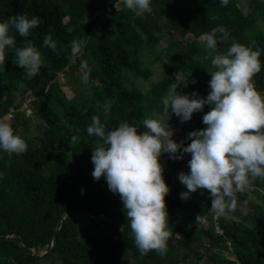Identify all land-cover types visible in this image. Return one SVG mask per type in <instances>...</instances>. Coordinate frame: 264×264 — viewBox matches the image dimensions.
<instances>
[{
	"label": "trees",
	"instance_id": "16d2710c",
	"mask_svg": "<svg viewBox=\"0 0 264 264\" xmlns=\"http://www.w3.org/2000/svg\"><path fill=\"white\" fill-rule=\"evenodd\" d=\"M84 1L72 6L70 0H0V22L18 14L40 18V24L30 30L27 38L20 37L14 30L10 35L15 37L17 47L23 46L25 39L30 40L44 61L40 74L34 78H29L16 66L14 49H6L5 62L0 65V97L5 96L0 101V118L9 112L12 106L9 94L16 90L17 84L21 95L29 99L27 108L31 111L28 116L23 112L13 115L12 110L20 106L18 101L10 112L9 123L14 133L27 143V151L13 156L0 150V173H3L0 178V264H96L101 250L98 264H119L125 253L135 257L137 264H199L201 254L192 250L191 244L202 245V235H211L216 240L208 246L215 250L207 258L212 264H264V201L250 206L258 208L255 213L238 205L233 218L225 219L216 215L214 218V214L209 213L210 208L202 206L196 194L181 200L180 193L187 189L178 175L189 171L187 162L191 156L163 166V179L170 189L165 197L168 230L181 235L177 246L168 243L164 255L149 251L141 256L119 195L109 191L104 177L99 181L92 177L91 153L98 138L89 136L86 131L94 115L99 117L106 131L113 130L120 122L141 127L142 131L143 118L149 113H162L165 94L162 85L156 83L146 92L135 85L136 80H146L150 74L139 53L143 36L150 38L154 29L159 30L155 27L156 17L163 18L170 30L183 28L181 34L194 40L223 25L230 39L220 42L217 33L218 51H226L233 42L259 49L262 67L254 77V84L258 92L264 93V0H247L249 12L246 14L242 13L238 0H229L226 7L220 6V0H151L152 13L143 14L141 19L130 11L112 10L109 16L121 14L120 19L103 22L102 34L98 36H91L92 25L84 20L88 9ZM105 1L102 10L111 7L116 0ZM53 4L64 12L70 29L51 12ZM49 34L57 45L55 50L42 46L44 37ZM73 39L85 41L82 54L75 62L69 59L68 45ZM193 48L188 44L185 50L179 48L172 52L168 71L180 72L187 67L190 73L184 74L177 91L190 98L193 92L206 97L210 91V72L198 60ZM81 61H87L91 70L89 84L83 85L82 97L90 105H108L106 119L97 111L81 115L77 103L65 99L56 83L57 74L64 71L81 78ZM207 111L209 107L205 105L203 111L193 113L189 122L194 131L206 127L202 117ZM29 116L42 122L37 144L22 133L29 130ZM107 120L115 123L113 129L107 126ZM169 124L172 129L183 126L171 113ZM190 142L185 141V146ZM63 154L69 162L61 161ZM168 156L164 154L160 159ZM263 184L264 180L257 178L248 191L261 192ZM179 211L182 219L174 220ZM74 212L96 219L100 230L83 237L70 235L67 230L72 221L62 218ZM197 214L206 216V221L200 223L201 227L187 226L193 224ZM202 225H206V229ZM39 249L43 250L42 255H37ZM221 251H227L231 259L221 255Z\"/></svg>",
	"mask_w": 264,
	"mask_h": 264
},
{
	"label": "clouds",
	"instance_id": "9594fccd",
	"mask_svg": "<svg viewBox=\"0 0 264 264\" xmlns=\"http://www.w3.org/2000/svg\"><path fill=\"white\" fill-rule=\"evenodd\" d=\"M228 3L229 0H220L221 7ZM123 4L137 16L152 11L150 0H123ZM39 24L38 16L29 18L27 14L13 15L0 22V65L5 62L6 49H14L16 66L29 78L40 74L44 66L41 53L27 39L23 46L17 47L15 37L10 35L14 30L27 38L30 30ZM217 33L220 42L230 39L223 25L201 37L206 41L201 60L210 59L213 69L208 73L211 79L206 97L196 92L191 93L192 98L182 95L177 91L178 84L173 83L162 97V113H149L143 118L142 131L128 122H120L113 130L106 131L95 115L86 129L89 136L98 138L91 153L92 177L94 181L104 177L109 191L119 195L141 256L149 251L164 255L172 236L165 203L170 189L163 179L162 155L181 160L190 154L189 171L178 175L187 189L180 193V199L188 200L192 193L207 190L211 198L209 213L225 219L233 218L238 195L248 191L257 178L264 179V93L258 92L254 84V77L261 72V52L236 42L226 51H218ZM42 46L53 50L57 47L50 34L44 37ZM68 47L69 59L75 62L82 54L85 41L73 39ZM80 70L81 83L86 86L91 71L87 61H81ZM205 105L209 107L202 117L206 127L188 132L186 139L191 142L187 146L184 140L175 142L172 139L175 130L169 124L170 113L183 124L191 120L193 113L203 111ZM108 110L105 105L106 114ZM27 148L11 124L0 121V150L23 154ZM206 219L197 214L195 222L202 224Z\"/></svg>",
	"mask_w": 264,
	"mask_h": 264
},
{
	"label": "rangeland",
	"instance_id": "374dc122",
	"mask_svg": "<svg viewBox=\"0 0 264 264\" xmlns=\"http://www.w3.org/2000/svg\"><path fill=\"white\" fill-rule=\"evenodd\" d=\"M84 0H70V3L72 6L80 5L83 3ZM262 1V0H258ZM105 0H85L84 3L87 4L88 9L87 12L84 15V20L86 23L92 25V31H91V36H98L102 34V23L109 20L116 21L117 19H120L121 14H115L116 16H109V14L104 15L102 12V8L105 5ZM122 2V1H121ZM247 0H238L237 4L241 8L242 13L246 14L249 12V7ZM120 7L118 8L122 9L121 13H129V11L134 14L138 19H141L143 15L137 16L134 11L127 9L123 3L119 4ZM153 2L150 0V7L151 9L153 8ZM51 12L56 14L58 18L62 21V23L65 25L67 29H70V25L67 21L66 16L64 15V12L59 9L55 4H53L50 8ZM151 12H148V14H151ZM131 14V15H132ZM95 17V18H94ZM132 17V16H131ZM153 17V15H152ZM155 18V17H153ZM156 26L159 30L156 31L154 29L152 31V35L150 38L143 36V44H142V49L140 50L139 53V58L143 65L148 68L149 70V77L146 80H136L135 85L136 87L142 91L146 92L151 86H153L156 83H159L162 85L165 94L167 92L168 86L170 84H178L180 80L183 78L185 73H190L187 67H184L180 72H169L168 71V61L169 57L172 54V52L177 51L179 48L185 50L187 45L190 44L192 47H194V54L200 60V62L203 64L204 68L206 71L211 72V64L209 60L202 61L201 57L205 55V50L204 46L206 41H204L201 37L199 39L194 40L191 36L189 35H182L181 31H183V28H180L179 30H170V27L165 23L164 19L161 17H156ZM135 22V21H134ZM133 22V23H134ZM259 27L262 26L261 23L258 24ZM133 26H135L133 24ZM137 29L138 27L135 26ZM66 74L68 75V78L66 77ZM11 75H8L7 79H10ZM56 83L61 87V90L64 93L65 99L68 101L74 103V101L77 103L76 106L79 109V112L81 115H90L93 111H97L100 113L104 119H106L107 114L104 111L105 105H90L87 101H85L82 97V92H83V84L81 83V78L75 73H66L65 71L62 73H58L56 77ZM2 84H0L1 86ZM16 90L12 91L9 95L12 100V106L15 105L16 103H19L20 106L14 110H12V106L9 110V114L5 115L0 118V121L4 122H10V118L12 115L10 112L12 110V113L19 114L20 112L25 113L26 116H28L31 111L30 109L26 108L30 105V102H27V98L21 95L20 93V86L17 84L15 86ZM5 96L0 97V101L4 99ZM20 99V100H19ZM22 100V101H21ZM25 101V108L28 111H24L23 109V102ZM31 115V114H30ZM30 118V116H29ZM179 120V118H178ZM180 121V120H179ZM11 124V123H10ZM28 131H23V135L25 136L26 139L29 141H33L34 143L37 144L38 138H39V131L42 128V122H39V120L35 118H30L29 124H28ZM107 126L110 129H113L115 127V123L112 120H107ZM174 134L172 136V139L179 143L181 140L187 141L186 136L188 132L194 131L191 123L185 122L183 123V126L181 128L174 129ZM13 156H16L17 154H12ZM190 156L189 154H185L183 156V159L186 157ZM60 159L62 162L67 163L69 162L67 155L63 154L60 156ZM182 160V159H181ZM171 161H174V159H171L169 156L160 159V163L162 166H167ZM179 161V160H177ZM165 176V175H164ZM264 180V179H263ZM260 191H246L244 194L238 197V205L241 207L248 209L250 213H255L257 212L258 208H251L250 206L252 205H260L264 201V184L262 187L259 189ZM260 192V193H259ZM198 199L200 200V203L202 206H206L208 208L211 207V198L210 194L208 193L207 190H198L195 193ZM174 216L173 219L176 220V218L179 220L180 218L182 219V212H178ZM70 219L72 223L69 225L67 232L70 235H76L77 237H83L89 232H98L100 230V225L98 226V223H96V219L92 218L91 216H85L81 213H68L63 216L62 219ZM195 218H193V224H187L189 227H201L200 223L195 222ZM93 220V221H92ZM206 225H202L203 229H206ZM201 240L204 241V243H192L191 244V249L194 251H199L201 254V261L199 264H212L210 260H208V256L210 255L211 252L215 250H211L208 246L209 243H215L216 240L213 236L211 235H202ZM181 237L180 234L172 232V236L170 237L168 243L174 244L176 243L177 246V240ZM206 247V250L202 251V248ZM103 253V250H101L99 256L96 257V264H98L99 259L101 258ZM221 255H223L227 259H231L227 251H221ZM43 250L39 249L37 252V255H42ZM119 264H137V259L130 255V253H125L119 260Z\"/></svg>",
	"mask_w": 264,
	"mask_h": 264
},
{
	"label": "built area",
	"instance_id": "2783aa9c",
	"mask_svg": "<svg viewBox=\"0 0 264 264\" xmlns=\"http://www.w3.org/2000/svg\"><path fill=\"white\" fill-rule=\"evenodd\" d=\"M121 1H122V2H121ZM121 3H123V0H116V1L112 4L111 7H105V8L102 10L103 14H104V15L109 14L112 10H113L114 12H118V11H120V8H118V6L120 7L119 4H121ZM27 102L29 103V99L27 100ZM22 104H23V109H24V111H28V110L26 109L27 106H26V108L24 107V106H25V101H24ZM7 115H8V114H7ZM215 217H216V216L214 215V218H215ZM216 231L219 232L217 228H216Z\"/></svg>",
	"mask_w": 264,
	"mask_h": 264
},
{
	"label": "water",
	"instance_id": "95a60500",
	"mask_svg": "<svg viewBox=\"0 0 264 264\" xmlns=\"http://www.w3.org/2000/svg\"><path fill=\"white\" fill-rule=\"evenodd\" d=\"M48 248H50V245L48 246Z\"/></svg>",
	"mask_w": 264,
	"mask_h": 264
}]
</instances>
